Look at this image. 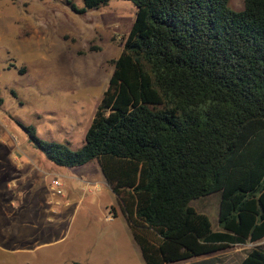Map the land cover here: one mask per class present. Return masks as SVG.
I'll list each match as a JSON object with an SVG mask.
<instances>
[{
	"label": "trees",
	"instance_id": "16d2710c",
	"mask_svg": "<svg viewBox=\"0 0 264 264\" xmlns=\"http://www.w3.org/2000/svg\"><path fill=\"white\" fill-rule=\"evenodd\" d=\"M127 1L134 18L82 144L21 129L57 166L96 161L144 264L246 242L258 244L237 264H264V0L238 11L227 0ZM213 192L215 231L189 205Z\"/></svg>",
	"mask_w": 264,
	"mask_h": 264
},
{
	"label": "rangeland",
	"instance_id": "374dc122",
	"mask_svg": "<svg viewBox=\"0 0 264 264\" xmlns=\"http://www.w3.org/2000/svg\"><path fill=\"white\" fill-rule=\"evenodd\" d=\"M69 4L82 0H0V264H144L96 161L57 166L20 127L77 149L134 18L127 0L82 14ZM227 5L238 11L243 3ZM53 178L62 181L60 196ZM218 199L213 192L189 202L213 231ZM256 244L170 264H237Z\"/></svg>",
	"mask_w": 264,
	"mask_h": 264
},
{
	"label": "built area",
	"instance_id": "2783aa9c",
	"mask_svg": "<svg viewBox=\"0 0 264 264\" xmlns=\"http://www.w3.org/2000/svg\"><path fill=\"white\" fill-rule=\"evenodd\" d=\"M51 191L53 195H62V181L58 178H53L51 181Z\"/></svg>",
	"mask_w": 264,
	"mask_h": 264
},
{
	"label": "crops",
	"instance_id": "0c3cea01",
	"mask_svg": "<svg viewBox=\"0 0 264 264\" xmlns=\"http://www.w3.org/2000/svg\"><path fill=\"white\" fill-rule=\"evenodd\" d=\"M26 161V160H25ZM26 162H22V163H20V165H18L21 169H22V171H24V173H25V175L26 176H34L35 175V172L33 171V169H29V168H27L26 167ZM69 168H71V167H69ZM77 177H79L80 178V176H77ZM35 179H38V178H36L35 177ZM102 181H104V179H102ZM105 182V181H104ZM105 184V183H104ZM64 192V191H63ZM63 196H64V194H63ZM67 204V203H66ZM127 226V225H126ZM128 228V227H127ZM128 231H129V229H128ZM129 234H130V232H129ZM131 236V235H130ZM236 244H241V243H235V245ZM244 244V243H243ZM234 245V244H233ZM233 251H235V250H233ZM243 257V256H242Z\"/></svg>",
	"mask_w": 264,
	"mask_h": 264
}]
</instances>
